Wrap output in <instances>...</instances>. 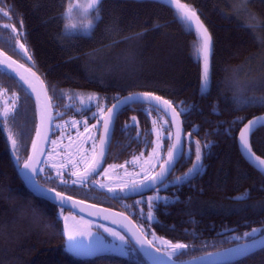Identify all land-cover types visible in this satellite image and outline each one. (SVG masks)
Here are the masks:
<instances>
[{
    "label": "trees",
    "instance_id": "1",
    "mask_svg": "<svg viewBox=\"0 0 264 264\" xmlns=\"http://www.w3.org/2000/svg\"><path fill=\"white\" fill-rule=\"evenodd\" d=\"M68 3L69 0H0V8L8 12L7 16L0 13V47L23 60L18 49L23 43L35 70L56 97L74 88L113 98L146 91L171 101L178 112L181 101L184 107L195 105L188 114L181 112L184 150L187 153L191 148V158L178 163L169 181L192 167L197 140L203 154L202 174L190 183L170 185L159 192L161 196L178 198L167 208L161 204L159 210L153 209L159 223L151 222L149 227L140 212L149 209L145 203L137 204L138 199L130 201L125 212L132 219L139 217L151 237L155 232L156 237L188 244L190 247L179 259L251 239L243 234L264 226V173L241 156L236 135L249 118L264 113V107H240L233 98L264 95V39L261 43L254 39V35L264 38V26L255 28V32L244 27L249 22L257 24L253 15L264 21V3L182 0L197 12L212 38L211 86L206 95L201 94L203 60L196 55L198 34L186 30L177 20L173 5L163 0H102L101 19L92 34L68 38L64 35L63 15ZM5 24L14 26L19 35L13 37L10 28L2 27ZM0 93L4 95H0V108L5 96L19 97L12 131L23 133L16 154L22 161L35 130L34 105L17 80L1 69ZM149 107L133 104L123 108L111 143L114 150L130 144L131 150L139 151L152 144L153 131L145 133L153 129V120L161 126L167 118L162 112L146 113L144 109ZM214 107L218 112L213 111ZM132 117L137 126L122 131L131 124ZM237 117L245 119L234 123ZM7 127L0 131V264H148L128 240L127 255L105 248L103 253L85 259L72 256L62 234L63 217L68 211L25 187L10 155ZM164 130L172 137L170 124ZM137 133L139 140L134 139ZM171 141L164 139L162 157H166ZM208 141L213 142L211 147L204 148ZM250 144L257 155L264 157V127L252 133ZM59 191L94 199L69 187ZM245 192L250 194L248 199H234ZM257 235L260 233H253ZM104 239L107 245V237ZM226 264H264V248Z\"/></svg>",
    "mask_w": 264,
    "mask_h": 264
},
{
    "label": "snow or ice",
    "instance_id": "2",
    "mask_svg": "<svg viewBox=\"0 0 264 264\" xmlns=\"http://www.w3.org/2000/svg\"><path fill=\"white\" fill-rule=\"evenodd\" d=\"M243 4L251 3L252 0H241ZM264 3V0H261ZM167 3L170 5H174L176 9V18L177 20L185 26L186 30L195 31L198 34V41L196 45V55L199 58L202 56L203 58V69L201 75V94L206 95L210 90L211 86V70H210V55L212 51V38L209 34L207 28L203 25V22L200 20L199 15L193 9H191L187 4L182 3V0H167ZM102 4V0H85V2H81V0H69L68 6L65 9L63 15L66 19L69 20L68 23L64 25V35L68 38H74L77 35L87 34L91 35L94 31L97 22L101 19L100 15V6ZM0 13H3L5 16L8 15V12L5 9L0 8ZM75 14L76 19L73 21L72 17ZM253 20H257V24L245 23L244 27L249 30H253L255 32V28L264 26V21H260L255 15L252 16ZM22 26V25H21ZM4 29H11V33L13 37L19 35L16 28L11 25H2ZM127 39V38H124ZM254 39L257 40L258 43L262 42L261 37H257L254 35ZM19 48L24 50V53L27 54L28 49L25 47L23 43L19 44ZM0 55H4V59H0V68H7L9 70H13V65L16 63L11 60V57H7L6 54L0 53ZM27 59L31 60V56H27ZM35 76V73H32ZM24 78L21 77V80ZM6 91V90H5ZM34 91V89H33ZM3 95V93H0ZM19 97L13 94L11 97L5 96L3 99V107L0 108V131L5 130V125H7L6 131V139L9 142L10 151L12 152L15 159L19 160V156L16 155L19 151L20 139L23 138V133H14L12 131V124L15 121V116L17 113V101ZM50 100V98H48ZM102 98L98 94H77L75 97L69 96V100L76 101L80 104L79 108L75 107V103H70L66 105L69 109H74L77 113H81L83 111H91V106H95L98 109L97 113H92L91 118L97 119L96 124L88 125L87 119L77 121L70 120L66 121V124H69L73 127L76 125H81L84 128V133L80 135L83 136V142L87 143L88 141H93L92 151L95 153V134L93 130H96L100 124L103 126V133L100 136L99 144L100 151L99 157L102 159L105 155V149L110 147L111 138L114 134V123L118 118L120 112L123 108L130 106L132 103H147L150 105L149 108L144 109L146 113H150L152 111H156L157 113L163 111L165 115L169 116V118L173 122L178 123V118L181 115V112L188 114L195 105H189L188 107H184L183 101L180 102L181 111L177 112L172 102L169 100H165L163 97L156 96L151 92L144 93H132L123 98L116 97V103L112 104L110 108H107L105 112L104 107L100 105V100ZM9 100L11 101V106H9ZM234 102L237 103L240 107H253L259 106L264 107V95H250L247 97H234ZM50 103L45 105V109L41 112V124L43 125L45 120V114L47 113V109L50 108ZM214 112H218L217 108H213ZM57 116L63 115V113H57ZM52 115L50 113L47 114V119L50 121L52 119ZM244 117H237V120L234 122H242ZM156 121L153 120V125H156ZM138 122L135 117L131 118V124H126L122 131H127L130 128H135ZM169 124V120H164L160 126V130H157L155 127L149 130V133H145V135L150 134L152 131L156 132L157 140L155 142V147L152 150V156H150L149 160L146 163L151 165V168H155L156 164L152 163V158L154 157L157 161L162 160V163L159 164V171L155 172L152 175L147 174L146 169H141L142 172L145 173L144 178L139 182H133L129 185H125V188L129 191L140 192L142 189L155 190L157 193L154 196L147 197L146 201H136L137 204L145 203L149 209L148 212H144L143 209L140 210L141 215L145 218V220L149 223V227L151 226V222L159 223L158 217L155 215V210H159L160 205L163 204L165 208L169 206L171 202H175L178 198L160 196L159 192L161 190H167L169 186H176L183 183H190L191 179L195 178L197 175L202 174L203 171V154L201 151L200 141H195V161L192 164V167L187 170V172L183 173V175L175 176L171 181L168 180V177L172 175V172L175 170V167L181 160L187 158H191V148L186 153L184 150V141L181 139L179 131L176 134L175 141L168 148L166 153V158L160 155V150L164 147L161 143L163 139H172L169 134L167 137L163 134V129ZM59 127V125H57ZM259 127H264V115L253 117L251 120H248V123L244 126V128L240 132V143L242 147V151L247 154V158L250 162L254 163V166L257 167L259 171L264 173V159L256 156L255 153L251 149L250 144V136L251 134ZM228 131V130H226ZM87 134V135H84ZM36 136L39 138L41 136L40 128L36 130ZM191 134H189V138ZM140 133H137L134 139L139 140ZM44 139H47V133H45ZM55 143V142H53ZM145 143H150V141L145 140ZM213 142H206L203 147L210 148ZM32 148L35 152L37 149V142L33 140ZM143 155V153H141ZM81 159L87 164L83 172H73L72 175L78 177V179L72 181L73 184H82L84 183L88 177L96 172V169L101 164V159H97L94 155L91 162H88L87 156L81 157ZM32 157H29L27 161H25L23 168L30 170L31 172H35L36 169L31 164ZM140 157H133L131 163H138ZM75 166V165H73ZM111 167H115L114 165H110ZM120 167H123L121 165ZM25 176L28 173H24ZM61 183L67 184L68 181L61 180ZM104 187V185H101ZM125 189H121L124 191ZM54 193V200H58L59 204L62 206L66 201H70L71 197H65L64 193L56 192L55 189L45 190V192ZM109 191H113L109 189ZM250 194L245 192L234 199L237 200H245L248 199ZM261 210L264 211V205L261 206ZM60 215H63L62 213ZM107 218V217H105ZM64 220V230L67 235L68 241H75L76 237L82 235H91V232H84L78 230V222L75 221V218L72 217V222L70 223V218L67 216L63 217ZM103 227V225H101ZM140 235L137 236L135 232H133V236L136 237L137 243H139L142 247L147 244L153 248H155L156 252L162 253V255L166 256L168 260L174 261V264H181L179 261V257L184 255V250L189 248L190 246L186 243L176 242L165 240L160 237H156L155 232H152L151 235L153 240L159 239L160 242L164 245L163 248H156L153 240L147 239V234L143 229V226H140ZM106 232H109L111 235L117 237L121 241H126L127 237L125 235L116 232L113 229L105 228ZM253 233H260L259 240L260 242H264V226L262 228H252L250 232H245L243 234L244 237H251L249 242H246L244 245H236L232 250L236 254H243L249 251V244L255 245L257 243V238L253 236ZM239 239V237H237ZM73 247H75L73 245ZM208 255H212V253H208ZM175 258V259H174Z\"/></svg>",
    "mask_w": 264,
    "mask_h": 264
},
{
    "label": "water",
    "instance_id": "3",
    "mask_svg": "<svg viewBox=\"0 0 264 264\" xmlns=\"http://www.w3.org/2000/svg\"><path fill=\"white\" fill-rule=\"evenodd\" d=\"M164 2L167 3V0H163ZM174 6V5H173ZM19 51L22 54L23 60L17 59L11 54L7 53L5 50H3L0 47V53L6 54L7 57H11L12 61H15L16 63L13 65V70H9L7 68H0L2 71L5 73L11 75L13 78L17 80V82L24 88V90L30 95L33 105H34V110H35V130L34 134L28 149V152L25 156V158L22 161H19L14 158L12 152L10 151V146H9V151L10 155L13 159V162L15 164V167L17 169V173L24 183L25 187L34 195L43 198L47 201H49L52 204H55L68 212L72 214H76L77 216L87 219L91 222L95 223H100L105 226H109L111 228H114L118 230L122 235H125L127 237V240L134 246V248L137 250V252L141 255V257L148 263V264H174V261L168 260V258L160 252H156L155 248L145 244L143 247L137 243L136 237L133 236V232L137 234V236L140 235V228L138 225L135 223V221L124 211L115 209L112 207H108L102 204L94 203L91 201H87L75 196H72L70 194L64 193L65 197H71L72 199L70 201H66L64 205H60L58 200H54V193L52 192H45V190H51L53 188L47 187L45 185H42L41 183L38 182L37 180V173L39 171V168L43 162L45 153L48 149L50 138L52 135V128H53V107L51 103L48 89L46 86L45 81L43 80L42 76L35 70L34 68V63L32 60L27 59V56L29 54H25L23 49L18 48ZM4 55H0V59H4ZM32 73H35V76L32 75ZM21 77L24 79L21 80ZM34 89V91H33ZM146 91H134L131 93L124 94L120 96V98H123L125 96H128L129 94L132 93H144ZM155 94V93H154ZM156 96H160L158 94H155ZM162 97V96H160ZM164 98V97H163ZM167 100L166 98H164ZM47 103H50L51 107L47 109V113L45 114V120L43 125L41 124V112L45 109V105ZM116 103V100L112 103ZM133 104H146L147 103H132ZM112 106V105H111ZM109 106V108L111 107ZM176 109V108H175ZM107 111V110H106ZM105 111V112H106ZM178 112V110L176 109ZM164 115L165 113L161 111ZM50 113L52 115V119L49 121L47 119V114ZM264 115V113L261 114H256L249 118L248 120H251L253 117ZM167 120H169V124L171 126L172 130V141L171 144L175 141L176 134L179 131V134L181 136V139L184 141V149H185V140H184V127L182 124V119L181 115L178 118V123L173 122L169 116L165 115ZM248 120L240 127V129L237 132L236 135V143L238 150L241 154V156L245 159V161L251 165L253 168H255L257 171V167L254 166L253 162H250V160L247 158V154L242 151L241 143H240V132L244 128V126L248 123ZM37 128H40L41 131V136L38 138L36 136V130ZM258 129V128H257ZM45 133H47V139H44ZM103 133V126L101 124V130L97 142V147H96V152L95 156L97 159H101L99 157V151H100V136ZM252 135V134H251ZM251 137V136H250ZM112 139V138H111ZM33 140H36L37 142V149L34 152L32 148V142ZM171 146V145H170ZM107 147L105 149V155L101 159V164L100 166L96 169V172H98L105 161L107 152H108ZM253 151V150H252ZM254 152V151H253ZM255 153V152H254ZM256 156L260 157L261 159H264V157H261L255 153ZM29 157H32L31 164L32 166L36 169L35 172H31L30 170L24 169L23 165L25 161L29 159ZM166 158V157H165ZM159 171V166L155 170V172ZM154 172V173H155ZM261 172V171H259ZM24 173H28L27 176L24 175ZM153 173V174H154ZM262 173V172H261ZM56 190V189H55ZM151 190L148 189H142L139 193L136 192V194L133 195H139L142 193H147ZM56 192H61L59 190H56ZM63 193V192H61ZM67 214L65 216L69 217L70 220L69 222L71 223L72 220L71 218L73 215ZM107 217V218H105ZM76 221V219H75ZM79 227V226H78ZM80 231L84 232H91V235H82V236H77L75 241H68L67 240V235L64 230V224H63V230L62 234L65 238V244L67 251L74 257L80 258V259H85L92 257L94 255H97L99 253H103L105 251L103 246H100L99 240H103V236L99 235L98 233H95L93 229L87 226H81L78 228ZM257 238V243L255 245L249 244V251L243 253V254H236L232 250L235 248L236 245H244L246 242H249L251 239L248 240H243L239 241L237 243H234L232 245L226 246L224 248H220L211 252H206L202 253L193 257H189L186 259H179L181 264H226V263H231L234 261H237L241 259L242 257H245L249 254H252L262 248H264V242H260L259 237L260 235L255 236ZM148 239V237H147ZM149 240V239H148ZM73 245L75 247H73ZM156 248H159L158 246L155 245ZM208 253H212V255H208ZM175 259V258H174Z\"/></svg>",
    "mask_w": 264,
    "mask_h": 264
},
{
    "label": "rangeland",
    "instance_id": "4",
    "mask_svg": "<svg viewBox=\"0 0 264 264\" xmlns=\"http://www.w3.org/2000/svg\"><path fill=\"white\" fill-rule=\"evenodd\" d=\"M81 2L83 3L85 2V0H81ZM72 19L73 21L76 19L75 14L73 15ZM68 22L69 20L66 19V23ZM198 60L200 61L203 60L202 56H200ZM85 119L86 118L79 117L73 120L81 121ZM158 119L162 120L160 118ZM87 123L90 126L92 124H96L97 121L87 120ZM62 125L66 126L67 124L63 122ZM71 127L73 130H71L70 132H67V134L65 131L64 133L60 134L59 138L58 137L56 139L54 137L52 138L48 146L47 152L45 154L46 158L44 160V163H46L45 166H47L57 176H62L64 172L67 170L70 183L78 179L76 176L72 175V173L79 172L81 167L82 166L84 167L86 165V163L81 159L82 155L87 156V159L89 162L90 159L92 158V155L94 154V152L92 151L93 141H88L87 143H85L83 142V136L80 135L81 133H84L83 126L76 125L75 127L73 126ZM154 127L157 130H160V126L155 125L153 126V128ZM97 129L93 130L95 137L97 135ZM163 131L165 130L163 129ZM163 134L164 136H166V135H169L170 132L166 131V132H163ZM84 135H87V134H84ZM156 140H157L156 132L153 131L152 144L148 148L145 147L141 149L136 154L132 155V157L128 160L131 163L133 157H140V160L138 163H135V164L131 163L130 167L124 166L123 164L124 167H120L118 169H114V167H111V168L109 167L110 165H113V164L108 165L106 169L103 170L102 173H100L99 180H95V181H98V184L96 185L97 188L102 189L106 192H110V193H122L125 190L121 191V189H126L125 185H129L133 182H139L144 178L145 173L141 171L142 168L147 170L148 175H151L156 169V167L151 168V165L149 163H146V161H148L150 156H152V150L155 147ZM161 143L164 145V139L161 141ZM164 148L165 147H163L160 150L161 156L163 155V152L165 151ZM141 153H143V155H141ZM160 162L161 160L157 161L154 157L152 158V163H155L156 166H158ZM117 166L119 167L120 165H117ZM102 177H104V179H102ZM101 185H104V187H101ZM109 189H112L113 191H109ZM156 194L157 193L154 191L148 194L147 197L154 196ZM147 197H143L138 200L144 201L145 199L147 200ZM79 220H81V223L83 225L89 224L86 226L96 229L98 233H101V235L102 234L107 235V239H108L107 245H105V243L107 242L105 239L101 240V244L103 248H106L107 251H111V252L122 254V255H127L126 241H121L117 237L111 235L109 232H106L105 228L113 229L116 232H119L118 230L111 228L109 226H104V225L103 227H101L102 224L91 225L90 223L86 222L85 219H81V217H79ZM154 244H156L160 248L164 247V245L160 242L159 239H155Z\"/></svg>",
    "mask_w": 264,
    "mask_h": 264
},
{
    "label": "flooded vegetation",
    "instance_id": "5",
    "mask_svg": "<svg viewBox=\"0 0 264 264\" xmlns=\"http://www.w3.org/2000/svg\"><path fill=\"white\" fill-rule=\"evenodd\" d=\"M47 89H48V93H49V96L51 99V103H52V107H53V117H54L53 118L52 135H51L50 141L52 140L53 137L55 139L57 137L59 138L60 134L64 133L65 131L67 134V132H70L71 130H73L71 125H69V124H67L66 126H63L62 125L63 122L70 121V120H73V119L79 118V117H83V118H86L87 120H91V121H93V120L97 121V119L99 118V117H97V119L91 118L92 113L98 112V109L95 106H91V111H83L81 113H77L74 109H69L66 107V105H68L70 103H75L76 108L80 107V104L78 102H76L74 100L70 101L69 96L75 97L77 94H94V93H85L82 90L74 88V89L66 90L65 96L56 97L55 91H53L52 88L47 86ZM100 97L102 98L100 100V105L102 107H104L105 111L116 100L113 97H105V96H100ZM57 113H63V115L57 116L56 115ZM117 123H118V120L116 119L115 123H114V131H115ZM57 125H59V127H57ZM100 130H101V124L98 126L97 135L95 138V146L96 147H97V142H98ZM113 137H114V134L112 136V139L110 142V147L108 148V152H107V155H106V158H105V161H104L102 168L98 172L91 174L84 183H82V184L70 183L67 170L64 172V174L62 176H57L56 174H54L47 166H45L46 163H44V160L46 158V155L44 156L43 162H42V164L39 168V171L37 173L38 182L41 183L42 185H45L47 187H50V188H53L56 190H59V188L69 187L70 189H77L79 191H83L85 194L90 195L89 197H93L94 199H90V200L85 199V198H81V199L91 201L94 203H98V204H102V205L112 207L115 209H119V210H122L125 212V210H126L125 208H127V206H129L130 201L135 200V199H140L143 197H147L148 194L154 192L155 190H151L147 193H142L139 195H133V194H136V192L129 191L127 189H125V191L122 193H110V192H106L102 189L97 188L96 185L98 184V181H95V180H99L100 173H102V171L105 170L108 165L113 164L115 166L114 169L120 168V166L123 164H124V166L130 167L131 163L128 160L132 157V155H134L138 152V150L137 151L131 150L130 144L123 145V146L119 145L118 148L116 150H114L111 146L112 145L111 143L113 141ZM49 144H50V142H49ZM95 152H96V148H95ZM94 155H95V153L92 155V158ZM92 158L90 159L89 162H91ZM160 163H162V160ZM117 165H120V166L118 167ZM158 166H156V169L158 168ZM177 166H178V164L176 165V167ZM85 167H87V164L84 167L82 166L79 172H83ZM155 170H154V172H155ZM169 178H170V176L168 177V180H169ZM102 179H104V177H102ZM61 180H66V181H68V183L63 184V183H61ZM75 219H76V222H78V226H79L78 228H80L81 226H84L81 223V220H79V217H75ZM81 219H84V218H81ZM85 220H87V219H85ZM133 220L135 221V223L138 225L139 228H140V226H143V229L145 230L148 239L152 240V237L148 234L146 227L143 224V222L140 220V218L139 217L138 218L133 217ZM87 221H89V220H87ZM92 223H95V222H92ZM96 224H100V223H96ZM98 234L101 235V233H98ZM102 235L104 236L103 239L107 237V235H104V234H102ZM99 242H101V241L99 240Z\"/></svg>",
    "mask_w": 264,
    "mask_h": 264
},
{
    "label": "bare ground",
    "instance_id": "6",
    "mask_svg": "<svg viewBox=\"0 0 264 264\" xmlns=\"http://www.w3.org/2000/svg\"><path fill=\"white\" fill-rule=\"evenodd\" d=\"M174 106V105H173ZM175 107V106H174ZM176 108V107H175Z\"/></svg>",
    "mask_w": 264,
    "mask_h": 264
}]
</instances>
